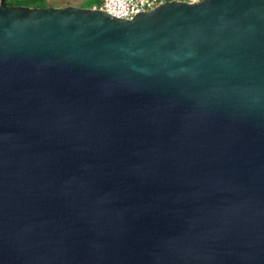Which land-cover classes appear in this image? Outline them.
<instances>
[{
	"label": "water",
	"instance_id": "1",
	"mask_svg": "<svg viewBox=\"0 0 264 264\" xmlns=\"http://www.w3.org/2000/svg\"><path fill=\"white\" fill-rule=\"evenodd\" d=\"M0 264H264V0H0Z\"/></svg>",
	"mask_w": 264,
	"mask_h": 264
},
{
	"label": "built area",
	"instance_id": "2",
	"mask_svg": "<svg viewBox=\"0 0 264 264\" xmlns=\"http://www.w3.org/2000/svg\"><path fill=\"white\" fill-rule=\"evenodd\" d=\"M97 4L89 8L104 11L115 18L129 19L137 12L148 11L165 1L170 0H96ZM195 1V0H183Z\"/></svg>",
	"mask_w": 264,
	"mask_h": 264
},
{
	"label": "trees",
	"instance_id": "3",
	"mask_svg": "<svg viewBox=\"0 0 264 264\" xmlns=\"http://www.w3.org/2000/svg\"><path fill=\"white\" fill-rule=\"evenodd\" d=\"M7 5H21L28 7H45L50 6L46 0H5ZM93 4H97L96 0H88V4L85 7H90Z\"/></svg>",
	"mask_w": 264,
	"mask_h": 264
},
{
	"label": "rangeland",
	"instance_id": "4",
	"mask_svg": "<svg viewBox=\"0 0 264 264\" xmlns=\"http://www.w3.org/2000/svg\"><path fill=\"white\" fill-rule=\"evenodd\" d=\"M50 6H63L66 4L77 5L85 7L88 4V0H46Z\"/></svg>",
	"mask_w": 264,
	"mask_h": 264
}]
</instances>
